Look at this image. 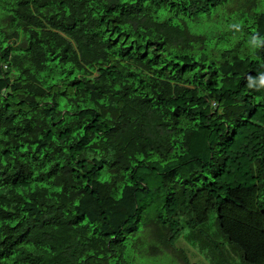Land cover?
<instances>
[{"label":"trees","instance_id":"16d2710c","mask_svg":"<svg viewBox=\"0 0 264 264\" xmlns=\"http://www.w3.org/2000/svg\"><path fill=\"white\" fill-rule=\"evenodd\" d=\"M160 257L264 264V0H0V264Z\"/></svg>","mask_w":264,"mask_h":264},{"label":"rangeland","instance_id":"374dc122","mask_svg":"<svg viewBox=\"0 0 264 264\" xmlns=\"http://www.w3.org/2000/svg\"><path fill=\"white\" fill-rule=\"evenodd\" d=\"M208 231H209V234L216 239L215 234L217 232V224H216L215 220H212L210 222V224L208 226ZM221 239H222V237H221ZM183 246L186 247V244H184ZM192 250L194 251V248ZM196 250L198 251V249H196ZM204 257L205 256H203L202 259H205ZM156 262L157 263H149V262H147V263H144V264H184L183 262L179 261L177 258H175L174 260H167L166 257H160L159 260L156 261ZM240 262H241V259L239 260V258H238L236 263L240 264Z\"/></svg>","mask_w":264,"mask_h":264}]
</instances>
